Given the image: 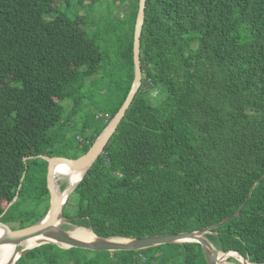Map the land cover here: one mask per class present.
Returning a JSON list of instances; mask_svg holds the SVG:
<instances>
[{"label": "trees", "instance_id": "obj_1", "mask_svg": "<svg viewBox=\"0 0 264 264\" xmlns=\"http://www.w3.org/2000/svg\"><path fill=\"white\" fill-rule=\"evenodd\" d=\"M69 1L0 0V215L17 197L0 222L11 230L41 221L49 207L46 162L23 159L61 156L54 144L75 117L87 135L61 157L85 154L133 80L138 0L125 25L115 21L108 66L115 97L82 119L66 110L82 109L79 95L92 86L85 80L110 60L83 17L59 10ZM263 33L264 0H146L141 83L63 218L96 237L137 239L200 231L243 205L205 238L220 253L264 264V178L250 194L264 174V60L254 56ZM189 243L111 253L45 244L15 264H206L200 245Z\"/></svg>", "mask_w": 264, "mask_h": 264}, {"label": "water", "instance_id": "obj_2", "mask_svg": "<svg viewBox=\"0 0 264 264\" xmlns=\"http://www.w3.org/2000/svg\"><path fill=\"white\" fill-rule=\"evenodd\" d=\"M145 2L146 0H138V10L135 19L134 33H133V80L131 83L130 90L122 103L119 110L113 116V118L108 122L106 127L100 133V135L95 139L92 146L89 150L79 156L76 159H69L64 157H47V156H36L24 158L23 162L26 160L40 158L45 161L47 164L46 167V190L49 196V207L44 218L26 228H20L16 230H11L7 225L0 222V247L8 246L14 249V254L17 256L13 257L7 264H15L16 261L27 253L29 250L39 247L45 244H54L60 248L69 249H82L91 252H129V251H140L144 249H149L161 245L169 244H180V243H196L200 245L202 255L206 261V264H218L217 258L215 257L218 251L210 244V242L205 238V235L211 234L212 229L220 227L237 217L240 213L241 208L229 218L209 226L200 231L194 232H185L179 234H166L158 235L137 239H120V238H100L94 236V239L91 241H80L74 238L70 232H74L77 229H83L70 225L62 216L64 204L67 198L74 191L77 184L81 181L84 174L88 169L93 165L96 159L102 153L104 147L108 143L111 136L115 133L117 126L125 115V112L129 108L131 101L141 83V67H140V37L144 22V11H145ZM63 171H67L65 173ZM73 174V175H71ZM80 175V178L72 183V178L74 175ZM58 176L67 177L69 176V184L63 189L60 190L57 183ZM264 178V174L255 183L252 185L250 194L254 186ZM23 179V178H22ZM22 181V180H21ZM67 182V183H68ZM250 194L248 198L250 197ZM17 195V194H16ZM16 196L13 200L7 205L4 212L0 215V218L4 215L5 211L16 201ZM68 225L72 229H63L61 226ZM34 239L38 240L37 244L33 247H23L19 250L23 243L26 241ZM233 252V251H228ZM228 252L221 253L223 255L228 254ZM220 253V252H219ZM241 257L244 261L248 262L246 258L242 257L241 254L233 252ZM248 264H251L248 262Z\"/></svg>", "mask_w": 264, "mask_h": 264}, {"label": "rangeland", "instance_id": "obj_3", "mask_svg": "<svg viewBox=\"0 0 264 264\" xmlns=\"http://www.w3.org/2000/svg\"><path fill=\"white\" fill-rule=\"evenodd\" d=\"M58 2L60 0H56L55 7L60 5ZM134 0H117V4L113 3V0H103L100 1L97 5H90L89 0H70L65 7L59 8V10L63 11L66 9L68 16L73 17L78 15L83 17L81 20L83 22L84 30H86L89 34H96V44L99 46V49L109 56L112 55V50L115 46V41L119 37L118 33L114 32V26L116 20L122 23V26L125 25V21L128 20L130 12L133 7ZM122 9L121 16L117 18L114 17L113 10ZM114 15V16H113ZM263 43H264V33L258 35L257 43L255 46L254 56L258 61L264 60V51H263ZM112 60H108L105 64L104 71L100 72L99 75L91 76L87 78L85 81L87 84L92 85L91 87H86L79 97H82L81 107L79 110V106L73 107L70 104H66V110L69 112L72 110H77L78 118L82 119L84 114L89 110L93 113H99L104 106V101L106 99H112L115 97V92L113 89V80H112V72L108 66H111ZM112 73V74H111ZM67 101L62 103L64 108V104ZM65 110V108H64ZM65 110L63 115V120L69 117L67 111ZM76 118V117H75ZM72 119L70 123L66 125L63 130L64 138L60 137L56 140L53 150L61 155L70 154V145L73 146L77 143L75 138H85L87 135L80 131V123H77L76 120ZM53 130H50V133ZM79 140V139H78ZM58 156V157H61ZM65 158V157H64ZM67 180V179H66ZM64 180L61 177L57 178L58 185L61 183H67L69 180ZM69 182L67 183V185ZM25 247L23 244L20 248ZM36 248V247H35ZM122 256H129L128 254L121 253ZM227 262L230 264H237L234 259H227ZM136 264V261H135Z\"/></svg>", "mask_w": 264, "mask_h": 264}, {"label": "bare ground", "instance_id": "obj_4", "mask_svg": "<svg viewBox=\"0 0 264 264\" xmlns=\"http://www.w3.org/2000/svg\"><path fill=\"white\" fill-rule=\"evenodd\" d=\"M63 172L68 173L67 171H63ZM71 175H73V174H71ZM58 177L69 180V176H67V177L58 176ZM71 178H72V183H74L76 180H78L80 178V175L77 174ZM70 234L74 238H76L77 240H80V241H91L94 239V236L88 230L77 229L72 233L70 232ZM37 242H38V240L30 239V240L26 241L25 243H23V245L25 247H30V246L33 247L37 244ZM189 244H192V243H189ZM13 257L16 258L17 256L14 254V249L12 247H8V246L0 247V264H7L10 260L13 259ZM215 257L217 258L218 264H230L227 262V259L229 260L230 258L234 259L237 262V264H248V262L244 261L241 257H239L237 254H235L233 252H228V254H226V255H223V254L218 252Z\"/></svg>", "mask_w": 264, "mask_h": 264}]
</instances>
